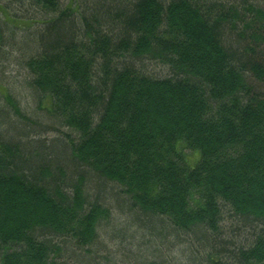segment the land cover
I'll use <instances>...</instances> for the list:
<instances>
[{
	"label": "trees",
	"instance_id": "16d2710c",
	"mask_svg": "<svg viewBox=\"0 0 264 264\" xmlns=\"http://www.w3.org/2000/svg\"><path fill=\"white\" fill-rule=\"evenodd\" d=\"M29 1L46 119L0 127V264H89L113 210L134 264H264V0Z\"/></svg>",
	"mask_w": 264,
	"mask_h": 264
},
{
	"label": "rangeland",
	"instance_id": "374dc122",
	"mask_svg": "<svg viewBox=\"0 0 264 264\" xmlns=\"http://www.w3.org/2000/svg\"><path fill=\"white\" fill-rule=\"evenodd\" d=\"M30 4L29 0H0V127L2 131L6 128L5 121L12 127L15 125L25 127L33 125L35 120L44 122L46 119L40 105L45 106L47 100L40 103L29 90L26 84L28 73L22 64L30 53L24 49L23 44L34 41L35 33L41 28L36 21H41L42 18ZM40 131L36 134L30 133L34 141L42 139L47 144L64 138L59 130L44 128ZM197 158L198 154L192 153L191 163L194 164ZM97 240L94 252L84 255V262L132 264V260L125 258L128 253L139 254L147 260L154 257L143 246L144 242L149 243V237L143 236V232L118 210H113L108 218L100 222ZM184 250L186 248L181 246L170 254H164V257L172 264H189L187 261L189 255H181V251ZM155 253L158 254V249ZM77 262V264L83 263L79 260Z\"/></svg>",
	"mask_w": 264,
	"mask_h": 264
}]
</instances>
